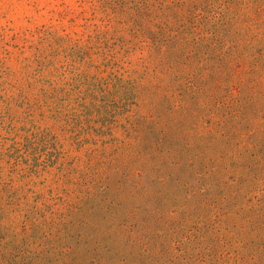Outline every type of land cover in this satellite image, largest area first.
<instances>
[{
  "label": "rangeland",
  "instance_id": "374dc122",
  "mask_svg": "<svg viewBox=\"0 0 264 264\" xmlns=\"http://www.w3.org/2000/svg\"><path fill=\"white\" fill-rule=\"evenodd\" d=\"M263 211L264 0H0V264H264Z\"/></svg>",
  "mask_w": 264,
  "mask_h": 264
},
{
  "label": "trees",
  "instance_id": "16d2710c",
  "mask_svg": "<svg viewBox=\"0 0 264 264\" xmlns=\"http://www.w3.org/2000/svg\"><path fill=\"white\" fill-rule=\"evenodd\" d=\"M257 205H255L254 207H253V211H255L256 210V214H257V216H258V214H259V211H262V209H261V205H259L258 203H256ZM264 212V211H263ZM257 219V218H256ZM255 219V220H256ZM262 225L264 226V222L262 223ZM259 227H261V226H259ZM230 245V244H229ZM224 247L226 246V244L225 245H223ZM222 254V253H221ZM253 257L252 258H255L257 261L260 259V251L259 250H257V249H254L253 250ZM221 256H224V255H220V257ZM257 256H259V257H257ZM227 259H228V257H226Z\"/></svg>",
  "mask_w": 264,
  "mask_h": 264
}]
</instances>
